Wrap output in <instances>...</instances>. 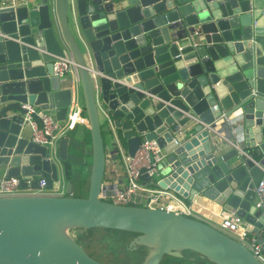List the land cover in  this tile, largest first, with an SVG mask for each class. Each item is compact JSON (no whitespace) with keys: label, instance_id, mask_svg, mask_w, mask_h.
I'll use <instances>...</instances> for the list:
<instances>
[{"label":"water","instance_id":"water-1","mask_svg":"<svg viewBox=\"0 0 264 264\" xmlns=\"http://www.w3.org/2000/svg\"><path fill=\"white\" fill-rule=\"evenodd\" d=\"M68 51L78 81L53 74ZM73 98L90 135L87 195L65 180L63 195L0 196V264H107L69 233L91 227L136 233L131 240L149 247L138 264L184 249L216 264H262L206 221L110 202L101 190L107 152L120 155L121 143L133 155L155 138L166 151L159 187L201 194L255 234L264 229L255 190L264 181V0H0V174L24 188L66 176L67 136L53 151L29 138L24 115L32 105L63 120ZM258 241L264 247V235Z\"/></svg>","mask_w":264,"mask_h":264},{"label":"built area","instance_id":"built-area-1","mask_svg":"<svg viewBox=\"0 0 264 264\" xmlns=\"http://www.w3.org/2000/svg\"><path fill=\"white\" fill-rule=\"evenodd\" d=\"M24 1L25 0H1V5L15 7L22 4ZM67 73L72 74L74 80H79L77 64L71 52H66L64 56H59L53 61V74L64 78ZM26 107L28 110L24 115V121L31 128V140L45 144L53 151H56L59 139L66 136V132L73 128L76 123H87L86 115L82 114V106L74 98L70 110L63 120L57 119L54 113L49 110L34 108L32 105H26ZM32 112L36 114L34 115ZM118 146L121 151L120 157L125 167V175L122 181H119L117 177H114L110 181L103 180L101 197L104 200L119 204L165 208L190 215L191 211L182 203L165 202L161 199V190L158 188L159 186L157 184L159 172L158 165L165 158L166 151L159 146L155 138L142 139L138 149L133 155H130L121 143H118ZM142 167L145 168V172L149 176V183L143 182L140 178ZM59 183L60 180L58 179L51 188H46L45 178L41 177L38 180V187L24 188L20 184L19 176L3 175L0 177V196L24 194L63 195L65 185L64 183L61 185ZM255 190L257 194L256 205L261 208L262 214L264 215L263 180L259 181L255 186ZM220 227L229 230L232 234L233 232L237 233L234 237L243 242L260 262L264 264L263 244L258 241V237L254 235L255 233L250 231V227L244 225L243 219L240 216L228 213L224 214L220 221Z\"/></svg>","mask_w":264,"mask_h":264},{"label":"trees","instance_id":"trees-1","mask_svg":"<svg viewBox=\"0 0 264 264\" xmlns=\"http://www.w3.org/2000/svg\"><path fill=\"white\" fill-rule=\"evenodd\" d=\"M68 138V157L65 161L66 169V180L70 181L69 190L73 195L77 196H86L82 195L81 192L83 188L88 184V175H89V165L91 162V150H90V135L89 129L85 125L83 127V134H77V123L73 128L69 129L66 132ZM113 157L119 158L118 154H113ZM109 230H118L120 233L119 245L121 248L127 244V242L136 234L131 231L119 230V229H110ZM143 245L139 247L140 250H143ZM138 249V247H137ZM131 249L134 256L135 262L141 254L139 250ZM128 248L126 249V251ZM130 264H133V263ZM216 264L213 261L209 260L200 253L191 250L184 249L182 250L181 256H175L172 254H164L159 264Z\"/></svg>","mask_w":264,"mask_h":264},{"label":"crops","instance_id":"crops-1","mask_svg":"<svg viewBox=\"0 0 264 264\" xmlns=\"http://www.w3.org/2000/svg\"><path fill=\"white\" fill-rule=\"evenodd\" d=\"M70 52V51H68ZM81 103V102H80ZM82 106V104H80ZM82 114L85 115V113L82 111ZM229 119V118H228ZM231 119V118H230ZM232 120V119H231ZM86 125V123H77V134L82 135L83 134V127ZM26 133L28 134L29 138L31 135V128L28 124H26ZM216 139L217 141L219 140L220 142L223 143L224 148L223 150H227L231 148V145L229 141L225 139L223 135H217L216 134ZM107 151L111 149V146L109 145V141L107 142ZM106 167H105V175H104V181H110L114 177H117L119 181H122V178L125 175V167L123 164L122 159L120 158H115L113 157V153L107 152L106 156ZM63 175V174H62ZM3 174H0V177H2ZM161 190V199L165 202H179L182 203L186 208H188L191 212L190 215L193 217H196L198 219H201L203 221H206L215 227L219 228L220 227V221L221 218L224 214H233L231 212H228L223 209V207L216 203L215 201L201 195V194H196L192 198H184L180 196L176 191L173 189L169 188H162L158 187ZM234 215V214H233ZM243 223L245 226L250 227V231L253 233L252 225L243 219ZM233 236L237 235V233L233 232ZM258 237L264 235V229L261 228L259 230L258 234H254ZM197 264V263H195Z\"/></svg>","mask_w":264,"mask_h":264},{"label":"rangeland","instance_id":"rangeland-1","mask_svg":"<svg viewBox=\"0 0 264 264\" xmlns=\"http://www.w3.org/2000/svg\"><path fill=\"white\" fill-rule=\"evenodd\" d=\"M68 74L69 73H67V75ZM104 135L107 143L108 136H106V134ZM119 158L121 159L120 155ZM59 177V184L61 185L64 183L65 185L66 176H61L60 174ZM81 194L87 195L86 185L83 188ZM221 229L231 235H234L225 228ZM69 233L74 236L85 247V249L91 256L107 264H130L134 260V256L130 250L137 249V247V250H139L141 257H139L135 262L132 263L138 264L143 260V258L149 251V247L145 245H143V250H140L139 247L142 244L131 240L132 238L127 242L125 246H123V248H121L118 241L120 240V232L118 230H109L103 227L72 228L69 229ZM127 248L128 250L126 251Z\"/></svg>","mask_w":264,"mask_h":264},{"label":"bare ground","instance_id":"bare-ground-1","mask_svg":"<svg viewBox=\"0 0 264 264\" xmlns=\"http://www.w3.org/2000/svg\"><path fill=\"white\" fill-rule=\"evenodd\" d=\"M77 231V230H76ZM78 238V237H77Z\"/></svg>","mask_w":264,"mask_h":264}]
</instances>
